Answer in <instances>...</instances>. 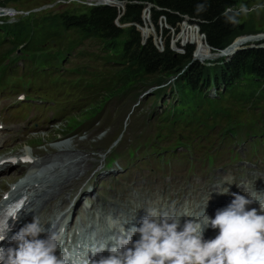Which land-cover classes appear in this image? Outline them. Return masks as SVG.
<instances>
[{"label": "trees", "instance_id": "1", "mask_svg": "<svg viewBox=\"0 0 264 264\" xmlns=\"http://www.w3.org/2000/svg\"><path fill=\"white\" fill-rule=\"evenodd\" d=\"M122 1L124 7L121 11L112 5H93L83 12L61 11L55 15L34 16L30 21V26L36 21H44L55 28L71 29L78 35L102 39L111 45L119 43L120 55L123 59L120 67L112 70L108 78L106 97L126 96L173 75L177 76L179 73L177 86L183 83L194 84L196 79L199 81L203 78L201 66L192 60L193 45L185 44L181 47V51L177 52L169 47L168 37H164L162 48L153 44L149 36L142 41L135 24H141L142 11L147 5L150 21L155 28L157 29L159 21L165 25L158 27L160 38L162 32L166 33L168 28L176 29L184 18L197 25L203 41L212 50L222 49L236 35L243 32L240 23H230L225 16L226 10L235 4V0ZM200 4L206 7L204 11L198 12L197 6ZM229 44L221 52L211 54L206 47L208 50L201 48L196 55L211 58L226 56L234 49H229L231 47ZM215 74L223 77L227 85L232 83V79L241 75L263 81L264 46L237 50L220 65Z\"/></svg>", "mask_w": 264, "mask_h": 264}, {"label": "clouds", "instance_id": "2", "mask_svg": "<svg viewBox=\"0 0 264 264\" xmlns=\"http://www.w3.org/2000/svg\"><path fill=\"white\" fill-rule=\"evenodd\" d=\"M205 5L197 6L204 11ZM261 7L260 5L256 6ZM250 9L240 5L237 11L229 8L225 12L228 22L239 23L238 16L246 15ZM231 13V14H229ZM225 188L220 194H226ZM254 201L246 195L233 194L232 201L218 209L214 218L204 213L198 219L186 220L181 228L180 218L160 215L155 209H147V215L125 230V221L118 225L104 242H97L89 250L95 256L108 251L107 258L89 260L87 253L72 261V264H264V207L248 209ZM47 228L46 239L38 237L46 231L38 220L22 228L12 237L7 248H0V264H69V258L57 256V238ZM218 229L214 239L205 240L207 228ZM138 234L139 240L133 242ZM5 236H0L3 241ZM109 244L111 247H109ZM131 245V246H130Z\"/></svg>", "mask_w": 264, "mask_h": 264}, {"label": "rangeland", "instance_id": "3", "mask_svg": "<svg viewBox=\"0 0 264 264\" xmlns=\"http://www.w3.org/2000/svg\"><path fill=\"white\" fill-rule=\"evenodd\" d=\"M100 0H0V18L8 19V20H18L20 23L24 24L25 26L30 25V21L33 19L32 17L43 16L44 14L48 15H55L61 11L67 12H76V11H85L88 6L91 4H97ZM247 6L250 11L246 15L238 16L239 23L242 25L243 32L241 34L236 35L232 42H230L229 47L232 45H237L244 40H251L254 38H260V35L256 34H264V0H235V4L231 7L234 11L239 9L240 5ZM260 5L261 7L257 8L256 6ZM39 7V11H34L33 7ZM124 7L123 4L116 5V8L121 10V7ZM122 7V8H123ZM34 9V10H33ZM27 10V11H25ZM34 11V12H33ZM33 12L32 14H29ZM164 27L162 21L158 22L157 29L152 24L149 18V13L146 8H144L142 14L141 24H135L136 28L140 31V35L143 40L146 37H151L153 44H155L158 48H162L163 39L164 37H168L169 39V46L171 49H175L177 51H181V47L184 46L186 43L193 45V53H192V60L197 63H202L204 60L202 58L199 59V56L196 55V52L199 49L208 50L209 47L202 41V35L199 33L197 25L194 23H190L188 21H181L176 29L168 28L166 33L162 32V37L160 38L158 35V27ZM160 33V31H159ZM255 35V36H250ZM145 37V38H144ZM201 39V40H200ZM200 40V41H199ZM253 41H245L244 45H249ZM181 46V47H180ZM201 46V47H200ZM179 47V48H178ZM208 49H207V48ZM211 54H215V51L208 50ZM211 60V59H209ZM27 68H25V71ZM10 80H0V110L2 112L1 118L4 120V123L10 124V121L25 122L31 119V125L35 124V118L31 117V113H26L23 107L29 106L30 102L21 101L18 104H8L6 100L8 99L7 92L11 87ZM31 85L34 87H39L40 89H47L50 90L54 84L50 81H45L42 83H38L37 81L33 80ZM135 103H132V105ZM40 103H33L31 105L32 112L35 110H40ZM148 106L146 103L142 104V110L147 109ZM5 115V116H4ZM234 118H239V115H233ZM248 118H253L252 115H248ZM119 119H122V108H118L116 114L111 117L105 124L108 125H116ZM60 123H64V118L61 117L59 119ZM89 130L83 131L79 133L82 137L88 134ZM33 136H39L40 138L48 139L53 136L51 132H46L45 130L43 133L36 132L32 134ZM254 145V144H252ZM259 143H256L255 146H259ZM71 155L69 149H66ZM212 153V151H211ZM215 154H221V152H214ZM225 153V152H224ZM55 157V156H53ZM248 153L246 151H242L239 155L240 159H247ZM197 160L195 161L196 165L201 162H205L206 159L202 155H197ZM219 158H223L222 156H213L212 160H217ZM255 158H261L260 154L255 155ZM133 159V157H131ZM140 160V158L135 159ZM251 160V159H250ZM206 163V162H205ZM260 164V163H257Z\"/></svg>", "mask_w": 264, "mask_h": 264}, {"label": "bare ground", "instance_id": "4", "mask_svg": "<svg viewBox=\"0 0 264 264\" xmlns=\"http://www.w3.org/2000/svg\"><path fill=\"white\" fill-rule=\"evenodd\" d=\"M227 47V46H226ZM225 47V48H226ZM234 47H236V45H232L229 49H233ZM224 48V49H225ZM222 49V50H224ZM221 50V51H222ZM221 51H218V52H221ZM217 53V52H216ZM202 58L203 60L207 59V58H210L211 57H202V56H199V59ZM201 60V59H200ZM202 61V60H201ZM62 150V153L60 154V156H56L55 157H51V156H47L46 159L48 160H56V161H59L61 160L62 158H65V157H70L71 154L65 149V148H61ZM2 165V164H1ZM57 172V167L54 165L50 171L49 174H47L45 176V180H37L38 182V185H39V189H36V193H40V195H47V194H54L55 190H56V178L54 179H51L50 178V175L52 174H55ZM254 175H256V178L260 181H263L264 182V174L260 173V172H255L253 173ZM147 203V201H145Z\"/></svg>", "mask_w": 264, "mask_h": 264}]
</instances>
